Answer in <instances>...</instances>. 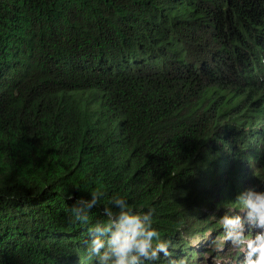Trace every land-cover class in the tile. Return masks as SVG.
I'll use <instances>...</instances> for the list:
<instances>
[{
  "label": "trees",
  "instance_id": "1",
  "mask_svg": "<svg viewBox=\"0 0 264 264\" xmlns=\"http://www.w3.org/2000/svg\"><path fill=\"white\" fill-rule=\"evenodd\" d=\"M248 189L264 0H0V264H96L70 212L93 192L89 226L113 197L152 210L171 252L154 264H241L207 255Z\"/></svg>",
  "mask_w": 264,
  "mask_h": 264
},
{
  "label": "clouds",
  "instance_id": "2",
  "mask_svg": "<svg viewBox=\"0 0 264 264\" xmlns=\"http://www.w3.org/2000/svg\"><path fill=\"white\" fill-rule=\"evenodd\" d=\"M89 194V199L76 198L70 212L73 222L87 228V251L89 257L96 258V264H154L161 254L171 255L169 242L161 240L152 226V210L137 212L122 197L111 198V206L103 209L106 223L89 226V212L100 198L99 193ZM232 202L237 208L226 209L219 219L224 230L222 243L243 254L241 264H264V191H242Z\"/></svg>",
  "mask_w": 264,
  "mask_h": 264
},
{
  "label": "rangeland",
  "instance_id": "3",
  "mask_svg": "<svg viewBox=\"0 0 264 264\" xmlns=\"http://www.w3.org/2000/svg\"><path fill=\"white\" fill-rule=\"evenodd\" d=\"M254 190H256V189H254ZM227 209V208H226ZM211 242V239L209 240V242H208V244H206V246L207 247H209V248H212L213 246H215V243L213 242V243H211V244H209ZM217 247H219L220 249H221V244H218L217 245ZM227 248H229V249H227ZM232 248H231V246L229 245L228 246V243H227V247L225 248V249H223L222 251H220V252H218L217 254H210V255H207V257H209L210 258V256L212 255V256H215V255H221V253H222V255H226V256H223L222 258H220L219 259V261L221 262V261H224V262H226L227 261V257H228V253H232ZM204 257V256H203ZM205 258V257H204Z\"/></svg>",
  "mask_w": 264,
  "mask_h": 264
}]
</instances>
